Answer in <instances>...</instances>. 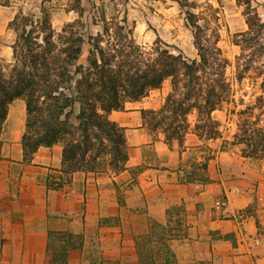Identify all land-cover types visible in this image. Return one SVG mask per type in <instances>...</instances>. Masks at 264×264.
I'll list each match as a JSON object with an SVG mask.
<instances>
[{
	"label": "crops",
	"instance_id": "crops-1",
	"mask_svg": "<svg viewBox=\"0 0 264 264\" xmlns=\"http://www.w3.org/2000/svg\"><path fill=\"white\" fill-rule=\"evenodd\" d=\"M152 99L108 114L125 131L122 170L70 175L60 144L26 155V102L10 103L0 131V264H140L137 240L151 221L177 226V264H264V167L222 147L232 129L216 141L190 129L182 143L151 133L143 112L156 109Z\"/></svg>",
	"mask_w": 264,
	"mask_h": 264
},
{
	"label": "trees",
	"instance_id": "trees-1",
	"mask_svg": "<svg viewBox=\"0 0 264 264\" xmlns=\"http://www.w3.org/2000/svg\"><path fill=\"white\" fill-rule=\"evenodd\" d=\"M195 15L189 13V19ZM20 21L23 30L12 45L13 61L8 69L0 65V131L10 103L24 99L28 114L23 137L26 155L30 157L40 146L60 144L64 172L69 175L95 170L103 159H108L113 170H122L128 160L125 131L108 114L124 110L127 101L143 98L168 78L172 92L165 104L158 111L145 110L143 115L149 131L155 134L161 126L169 143L183 142L193 110L198 112L197 134L204 137L199 120H211L212 113L227 101L230 86L222 72L227 61L217 42L208 43L197 24L195 45L200 58L191 60L159 42L153 51L142 49L135 43L126 18L123 24L106 21L94 35L80 32L82 22L75 20L57 38L50 30L41 39L29 16ZM247 24L249 28L239 34L237 44L250 49L248 61H255L264 57V20L256 8L248 15ZM86 42L91 49L87 63L82 64ZM214 72L222 74L213 78ZM249 109L251 115L242 122L245 133L236 139L239 137L249 150L244 156L259 158L264 155V124L260 125L261 116ZM177 223L181 225V219ZM176 231V225L151 221L148 233L137 240L140 264H177L169 244ZM49 264H53L51 260Z\"/></svg>",
	"mask_w": 264,
	"mask_h": 264
},
{
	"label": "rangeland",
	"instance_id": "rangeland-1",
	"mask_svg": "<svg viewBox=\"0 0 264 264\" xmlns=\"http://www.w3.org/2000/svg\"><path fill=\"white\" fill-rule=\"evenodd\" d=\"M253 8L264 20V0H0V65L8 69L13 61L12 45L23 30L22 16H29L33 20L35 32H40V39L50 30L57 38L64 27L75 20L82 22L80 32L94 35L106 21L123 24L126 18L135 43L142 49L153 51L156 42H159L163 48L176 54L181 52L191 60L200 58L195 45L197 24L208 43L217 42L221 56L227 61L222 72L230 86L227 101L222 103L220 110L212 113L211 120H199L200 131L206 140L216 141V138L232 129L235 140L236 135L245 133L242 122L251 115L249 108H253L254 115L261 116L260 125L264 124V57L248 61L251 50H244L241 43L237 44L241 40L239 34L249 28L247 17ZM188 12L196 15L189 19ZM15 17H18V22L11 23ZM45 20L47 22L43 23ZM30 28L28 25L27 29ZM90 49L91 45L86 42L80 63H87ZM240 55H243L241 60L238 59ZM222 72H214L211 77L216 78ZM171 92L170 78L160 88L149 91L156 109L148 110L158 111L162 108ZM197 119L198 112L191 111L186 131H196ZM155 134L164 135L163 128L159 126ZM177 141L172 140L171 143ZM222 147L238 150L241 156L249 151L239 137L223 143ZM253 160L256 165L264 167V155ZM240 161L239 158L237 162ZM108 162V159H103L100 167H107Z\"/></svg>",
	"mask_w": 264,
	"mask_h": 264
}]
</instances>
